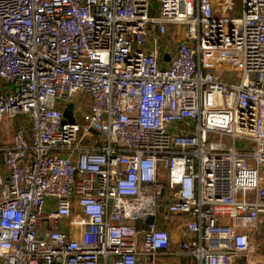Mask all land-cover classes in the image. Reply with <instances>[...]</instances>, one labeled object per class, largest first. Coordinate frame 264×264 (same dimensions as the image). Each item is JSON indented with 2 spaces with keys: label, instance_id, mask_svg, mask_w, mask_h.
<instances>
[{
  "label": "built area",
  "instance_id": "2783aa9c",
  "mask_svg": "<svg viewBox=\"0 0 264 264\" xmlns=\"http://www.w3.org/2000/svg\"><path fill=\"white\" fill-rule=\"evenodd\" d=\"M0 80V124L21 122L0 142V264H146L169 252L168 216L184 221L172 254L252 250L264 0H0Z\"/></svg>",
  "mask_w": 264,
  "mask_h": 264
},
{
  "label": "crops",
  "instance_id": "0c3cea01",
  "mask_svg": "<svg viewBox=\"0 0 264 264\" xmlns=\"http://www.w3.org/2000/svg\"><path fill=\"white\" fill-rule=\"evenodd\" d=\"M21 122L18 119H7L0 124V142L10 143L13 139L15 130ZM183 218L180 216H168L158 223L159 227L168 230L171 237L169 252H157L150 262L146 264H198L195 259L186 256H177L170 253L179 246V233L183 229ZM256 242L253 240L252 250L236 258L235 264H264V213L260 217V228L256 231ZM254 238V235L252 236ZM255 242V243H254Z\"/></svg>",
  "mask_w": 264,
  "mask_h": 264
},
{
  "label": "rangeland",
  "instance_id": "374dc122",
  "mask_svg": "<svg viewBox=\"0 0 264 264\" xmlns=\"http://www.w3.org/2000/svg\"><path fill=\"white\" fill-rule=\"evenodd\" d=\"M236 2V6L239 5L240 0H235ZM156 10H151L150 14H155ZM236 13L235 11H232L231 14ZM180 28L175 26V25H167V37L170 39L171 41V45L173 46L175 43L176 38L178 37V34H180ZM228 75H230V77H234L233 73H228ZM14 87L12 84H5L3 81L0 80V93L2 92H6V91H13ZM89 104V96L83 93H76L74 94L73 98L71 101L65 103L63 105V115L67 120L73 121L76 118H79V114L83 112V110L85 109V107H87V105ZM226 143H231V139L230 138H226L225 139ZM238 146H240V142H237ZM160 209H162L160 207ZM164 210V209H163ZM251 235H254V238L252 237V239L256 242V232L252 231L250 232ZM254 242V243H255Z\"/></svg>",
  "mask_w": 264,
  "mask_h": 264
},
{
  "label": "water",
  "instance_id": "95a60500",
  "mask_svg": "<svg viewBox=\"0 0 264 264\" xmlns=\"http://www.w3.org/2000/svg\"><path fill=\"white\" fill-rule=\"evenodd\" d=\"M153 6H156V4L154 3ZM165 58L168 59V56H165ZM152 221H153V217L152 216H148L147 219H146V223H151ZM45 227H46V223H44L43 228L38 233V237H40V238H44L45 237Z\"/></svg>",
  "mask_w": 264,
  "mask_h": 264
}]
</instances>
